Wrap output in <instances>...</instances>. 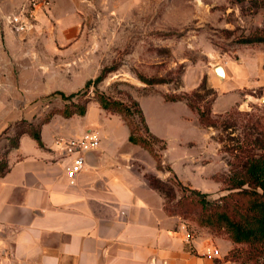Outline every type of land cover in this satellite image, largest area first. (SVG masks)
Returning a JSON list of instances; mask_svg holds the SVG:
<instances>
[{
    "label": "rangeland",
    "instance_id": "374dc122",
    "mask_svg": "<svg viewBox=\"0 0 264 264\" xmlns=\"http://www.w3.org/2000/svg\"><path fill=\"white\" fill-rule=\"evenodd\" d=\"M25 1L1 0V6L9 12ZM54 2V28L38 32L5 28L11 42H3L0 24V160L16 130L26 122L37 125L50 112L47 122L72 118L83 122L90 110L95 118L100 115L126 125L120 114L98 104L92 84L84 87L103 67L114 68L97 89L124 104L136 100L158 138L151 146L160 169L156 157L139 145L127 144L134 160V184L151 186L158 179L163 212L177 218L188 235L203 234L214 244L227 246L224 258L234 264H264V244L235 243L221 225L204 224L207 212L189 192L196 189L220 204V196L237 190L229 189L228 183L236 168L234 148L247 139L238 125L245 122L244 113L264 123V86L232 87L213 72L216 64L227 67L242 60L264 73V46L237 41L252 32L264 34V0ZM18 39L26 42H15ZM202 83L205 87L199 89ZM54 90L80 92L66 100ZM186 99L209 107L211 118L224 121L225 112H233L237 122L202 124ZM71 101L86 102L84 115H60Z\"/></svg>",
    "mask_w": 264,
    "mask_h": 264
},
{
    "label": "crops",
    "instance_id": "0c3cea01",
    "mask_svg": "<svg viewBox=\"0 0 264 264\" xmlns=\"http://www.w3.org/2000/svg\"><path fill=\"white\" fill-rule=\"evenodd\" d=\"M51 1L50 9L37 13L36 32L56 27ZM3 42H11L5 28ZM224 72L232 87L264 86L256 64L231 62ZM72 119L42 124V146L21 134L6 154L9 169L0 176V264H234L224 258L227 246L203 234L188 235L177 218L163 212L155 189L134 184L122 120L95 118L90 110L83 122ZM86 129L97 131L100 144L86 154L85 166L70 182L64 168L71 158L54 140ZM210 244L220 256L204 253Z\"/></svg>",
    "mask_w": 264,
    "mask_h": 264
},
{
    "label": "trees",
    "instance_id": "16d2710c",
    "mask_svg": "<svg viewBox=\"0 0 264 264\" xmlns=\"http://www.w3.org/2000/svg\"><path fill=\"white\" fill-rule=\"evenodd\" d=\"M237 41L245 44L261 43L264 46V34L252 32L246 36H241ZM113 69L114 68L103 67L93 80L88 79L85 82L84 87L87 89L92 84L95 87L94 97L98 104L103 109L112 110L121 115L128 127V142L141 146L153 157H156L157 168L160 169V164L158 162L159 156L151 146V141L158 140V138L150 131L138 102L132 100L129 104H124L119 100L110 99L97 89L98 82L103 80L107 72ZM144 81L147 83L154 82L152 79ZM204 87L202 83L199 89H203ZM79 92L80 91H75L64 94L60 90L53 91V93L59 94L66 100H70L79 95ZM166 99L175 101L181 98ZM186 102L190 107L196 109L200 123L215 125L221 120H219L218 117H210L209 107L203 106L202 108L196 106L194 103L190 102L189 99H186ZM85 112V101H71L68 104L66 103L63 109L59 111L60 115L63 117H69L73 114L84 115ZM51 114L52 112L48 113L35 126L33 122L24 123V126L16 130L14 138L9 139L7 152L17 147L18 138L23 133L28 134L39 146H42L40 137L41 125L50 119ZM244 114L247 115V118L244 123H239L238 126L242 127L243 136L247 139L245 145L241 146L244 140L234 148V150H236L234 154L236 161L233 166L236 168L232 169V175L228 179L229 189L237 190L220 196V204L218 201H209L204 193H200L196 189H189V192L191 194L190 197H193V199L195 198L196 203L200 205L202 211L207 212V216L205 220H203L204 224L221 225L225 228L232 242L264 244V123L262 124L253 117L250 118L249 113ZM224 115H226V118L224 121L221 120V124H224V126L232 122H237L236 120L233 121V112L226 111ZM21 123L23 122L20 121L15 126ZM8 169L9 165L5 155V157L0 160V176L8 171ZM166 169L171 170L169 167ZM158 183L159 180L155 178L151 186H149L157 191H162Z\"/></svg>",
    "mask_w": 264,
    "mask_h": 264
},
{
    "label": "built area",
    "instance_id": "2783aa9c",
    "mask_svg": "<svg viewBox=\"0 0 264 264\" xmlns=\"http://www.w3.org/2000/svg\"><path fill=\"white\" fill-rule=\"evenodd\" d=\"M50 5L51 0H26L17 10L7 12L2 9L0 0V24L11 31L26 32L33 27L38 11L49 9ZM54 142L71 158L64 170L70 182H73L75 174L85 166V153L99 146L100 136L96 130L86 129L77 136H57ZM204 253L220 256V250L213 244L206 246Z\"/></svg>",
    "mask_w": 264,
    "mask_h": 264
},
{
    "label": "water",
    "instance_id": "95a60500",
    "mask_svg": "<svg viewBox=\"0 0 264 264\" xmlns=\"http://www.w3.org/2000/svg\"><path fill=\"white\" fill-rule=\"evenodd\" d=\"M213 72L214 74L216 75V77L219 79V80H224L226 78L225 76V72H224V67L221 65V64H216L214 67H213ZM95 150V149H93ZM93 150H89L85 153V157H84V161L86 163V154L90 151H93Z\"/></svg>",
    "mask_w": 264,
    "mask_h": 264
}]
</instances>
